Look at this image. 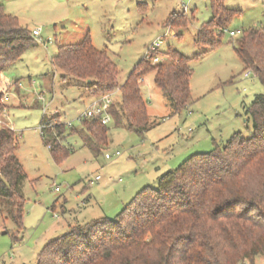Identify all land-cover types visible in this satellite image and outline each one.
Instances as JSON below:
<instances>
[{
  "label": "rangeland",
  "instance_id": "1",
  "mask_svg": "<svg viewBox=\"0 0 264 264\" xmlns=\"http://www.w3.org/2000/svg\"><path fill=\"white\" fill-rule=\"evenodd\" d=\"M224 4L240 11L228 30H264V0ZM0 7L28 30L41 29L35 44L6 62L1 73L9 100L0 111V128L15 131L26 178L21 185V226L0 203V264H35L53 238L94 219H114L138 191L157 188L162 173L192 154L210 152L236 133L251 136L246 108L256 95L264 94V85L254 71L244 70L234 49L238 37L225 32L214 49L195 43L199 29L212 18L210 0H0ZM173 13L185 16L187 26H167ZM175 19L184 22L181 16ZM86 34L96 48L108 52L120 85L157 39L163 41L160 57L166 64L171 62L169 49L198 56L190 62L188 106L175 112L155 85L156 72H150L140 82L149 116L145 132L129 131L112 121L107 145L94 150L79 135H45L39 129L43 118L52 126L70 124L80 130V115L102 100L86 82L63 77L54 63L59 46L79 43ZM111 93L117 102L120 93ZM53 134L70 151L67 156L55 159L51 154L48 139ZM117 151L121 156L105 158ZM96 176L101 180L91 184ZM255 264H264V256Z\"/></svg>",
  "mask_w": 264,
  "mask_h": 264
},
{
  "label": "trees",
  "instance_id": "2",
  "mask_svg": "<svg viewBox=\"0 0 264 264\" xmlns=\"http://www.w3.org/2000/svg\"><path fill=\"white\" fill-rule=\"evenodd\" d=\"M212 18L198 31L195 43L214 49L239 10L224 0H210ZM185 14V13H184ZM183 14V15H184ZM184 18L177 22L175 17ZM167 26L185 27V16L173 13ZM234 49L244 65L264 85V30H241ZM176 36L179 31L176 30ZM33 31L0 7V111L2 69L35 44ZM207 51V50H206ZM171 62L149 64L141 61L120 85L118 68L106 50L96 48L89 34L76 44L61 45L54 57L63 77L87 83L93 95L118 90L120 99L110 108L116 126L143 133L149 116L141 92V79L156 72L155 85L162 90L175 112L185 109L191 98L192 59L169 49ZM253 132L245 138L234 134L206 153H195L178 167L162 173L158 187L145 186L114 218L94 219L69 229L49 241L35 264H255L264 256V94L255 96L246 108ZM45 128V135H79L91 149L108 143V125L82 120L81 129L66 124ZM63 129V130H62ZM43 135V139H45ZM48 147L55 159L67 151L53 134ZM47 140V142H48ZM15 131L0 128V203L17 225L23 221L22 182L26 173L17 156ZM98 152V151H97Z\"/></svg>",
  "mask_w": 264,
  "mask_h": 264
},
{
  "label": "built area",
  "instance_id": "3",
  "mask_svg": "<svg viewBox=\"0 0 264 264\" xmlns=\"http://www.w3.org/2000/svg\"><path fill=\"white\" fill-rule=\"evenodd\" d=\"M187 10V6L185 7ZM225 32H227L231 37L238 36L242 33L241 30H228L225 29ZM41 35V29H35L33 30V37L35 39L40 38ZM163 44V41L161 39H157L153 42V44L149 47L147 50L144 61L148 62L149 64H159L163 63L164 60L160 57V48ZM113 94L109 93L102 97V100L96 102L93 106L89 107L84 113L80 115V119L82 120H96L101 122L103 125H109L112 122V116L110 114V108L113 104ZM6 100V97L2 99V102ZM50 125L48 121H44L41 123L40 130L43 132L45 128ZM69 127L72 125L68 124ZM121 156V153L119 151L115 152L114 154H105L106 159H112L114 157ZM101 180L100 176H96L95 179H91L89 182L91 184L98 182ZM56 192L59 191V188L55 189Z\"/></svg>",
  "mask_w": 264,
  "mask_h": 264
},
{
  "label": "crops",
  "instance_id": "4",
  "mask_svg": "<svg viewBox=\"0 0 264 264\" xmlns=\"http://www.w3.org/2000/svg\"><path fill=\"white\" fill-rule=\"evenodd\" d=\"M83 36H84V35H83ZM82 38H83V37H82ZM8 95H9V93H6V95H5V97H6V102L9 100Z\"/></svg>",
  "mask_w": 264,
  "mask_h": 264
}]
</instances>
